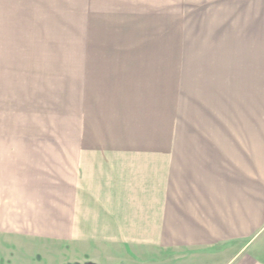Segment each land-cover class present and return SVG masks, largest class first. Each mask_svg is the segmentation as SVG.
Instances as JSON below:
<instances>
[{
	"label": "rangeland",
	"instance_id": "1",
	"mask_svg": "<svg viewBox=\"0 0 264 264\" xmlns=\"http://www.w3.org/2000/svg\"><path fill=\"white\" fill-rule=\"evenodd\" d=\"M236 8L235 0H0V190L20 191L29 168L35 186L59 185L42 186L52 198L80 192L96 182L86 174L102 170L117 172L115 185L121 171L217 178L219 147L264 133V27L247 34ZM95 152H125L131 163L89 164ZM169 152H205L211 162L154 163ZM36 234L0 235V262L18 254L21 264H93L69 234Z\"/></svg>",
	"mask_w": 264,
	"mask_h": 264
},
{
	"label": "crops",
	"instance_id": "2",
	"mask_svg": "<svg viewBox=\"0 0 264 264\" xmlns=\"http://www.w3.org/2000/svg\"><path fill=\"white\" fill-rule=\"evenodd\" d=\"M258 1L235 0L236 16L240 13L244 20L237 26H249L250 36L254 25L264 27V1ZM259 32L264 35V30ZM256 44L260 46L259 40ZM248 139L219 147L216 159L212 158L217 178L204 177V173L176 178L171 172L173 178L160 179V170H155L154 178L147 180L146 170L121 171L124 180L115 185L117 172L94 171L86 176L96 182L81 186L80 192L68 198H52L42 187H59L56 183L35 186L29 168V176L17 180L20 191L13 192L11 184L0 190V235L15 233L22 236L19 242L24 235L31 236L27 241L32 242L34 232L57 240L69 234L74 251L80 246L84 259L93 264H104V256L112 264H264V133L255 132ZM95 154L99 156L89 164L95 160L104 167L115 161L131 163L125 152ZM115 154L121 157L109 158ZM157 154L170 155L154 157V163L163 165L165 161L173 166L211 162L205 152H195L191 158L183 157L184 153L172 157L177 152ZM48 163L56 162L52 158ZM51 172L56 176L55 169ZM9 218H16L14 224L5 221ZM28 249L32 253L33 245ZM17 258L18 254L12 264H21Z\"/></svg>",
	"mask_w": 264,
	"mask_h": 264
}]
</instances>
